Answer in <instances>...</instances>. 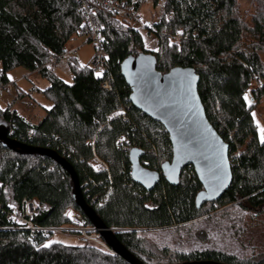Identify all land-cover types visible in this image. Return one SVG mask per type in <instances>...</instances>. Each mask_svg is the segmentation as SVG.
Returning a JSON list of instances; mask_svg holds the SVG:
<instances>
[{
	"label": "trees",
	"instance_id": "16d2710c",
	"mask_svg": "<svg viewBox=\"0 0 264 264\" xmlns=\"http://www.w3.org/2000/svg\"><path fill=\"white\" fill-rule=\"evenodd\" d=\"M111 1L137 12L148 1L162 3L159 22L148 28L157 51L147 49L126 16L92 7L107 72L97 75L71 56L67 84L51 67L66 57L71 38L87 31L77 2L0 0V87L14 84L8 75L23 68L47 79L43 94L51 103L37 124L0 107V126L13 140L65 159L86 202L143 264H264V240L254 243L252 229L264 227V143L253 117L264 101V0ZM142 54L155 56L163 75L191 68L200 77L207 119L229 146L233 181L219 201L197 209L203 187L191 167L178 186L162 178L151 192L132 180L133 149L144 153L142 165L152 172L173 157L164 126L129 101L121 64ZM73 193L70 174L53 159L5 149L0 141V264H128L91 242H52L53 234H34L7 219L8 207L30 199L39 202L33 220L39 230L70 226V209L92 228Z\"/></svg>",
	"mask_w": 264,
	"mask_h": 264
},
{
	"label": "water",
	"instance_id": "95a60500",
	"mask_svg": "<svg viewBox=\"0 0 264 264\" xmlns=\"http://www.w3.org/2000/svg\"><path fill=\"white\" fill-rule=\"evenodd\" d=\"M121 73L131 89L130 103L142 114L164 126L169 135L173 157L162 165L160 172L143 167L144 153L133 149L129 153L132 180L147 192L153 191L161 179L178 186L185 168L194 169L203 190L196 197L197 209L215 203L228 192L233 176L229 160V146L209 123L198 88L200 77L191 68H175L168 74L157 71V60L152 54L128 57L121 64ZM0 141L8 150L25 155L47 156L67 171L73 181L74 200L94 231L128 264H143L117 239L86 202L78 177L71 165L56 152L19 143L0 126ZM210 264V263H201Z\"/></svg>",
	"mask_w": 264,
	"mask_h": 264
},
{
	"label": "rangeland",
	"instance_id": "374dc122",
	"mask_svg": "<svg viewBox=\"0 0 264 264\" xmlns=\"http://www.w3.org/2000/svg\"><path fill=\"white\" fill-rule=\"evenodd\" d=\"M161 9L162 3H160L158 6H154L151 1H148L144 3L141 9L138 11L141 21L140 25L135 26V28L141 32L144 37L147 49L152 52L157 51V39L148 31V28L151 27L152 24L159 22ZM123 19L124 18L122 17L121 20ZM79 42H85L84 38L80 37ZM95 52L96 50L92 43H86L82 48H80L79 52L76 56H74V58L81 66H89L91 59L95 55ZM70 59L71 56L63 57L54 66L55 74L67 84H71L73 81L72 71L69 66ZM51 69L53 68L51 67ZM8 77L11 83H14L12 84L14 89L12 90V94H10V96L5 93L0 98V107L6 109L11 106L12 111H16L20 116L26 118L32 124H37L46 116L47 110L51 108V103L43 94V91L49 86L47 79L38 73H29L23 68H17L11 71ZM253 117L258 127L259 138L261 139L260 129L264 127V101L253 110ZM70 224L72 226H67L63 228L61 232L53 234L51 236L52 242L78 246L88 241L106 250L100 244V241L102 242V240L97 238V235L94 232L91 231L89 234H87L89 238L93 239L89 240L85 238L81 231L78 230V226H75L72 223ZM252 229L254 230V243L262 242L264 240V227L257 229L255 226H253ZM90 230H92V228H90ZM231 250L237 251L239 248L235 247Z\"/></svg>",
	"mask_w": 264,
	"mask_h": 264
},
{
	"label": "built area",
	"instance_id": "2783aa9c",
	"mask_svg": "<svg viewBox=\"0 0 264 264\" xmlns=\"http://www.w3.org/2000/svg\"><path fill=\"white\" fill-rule=\"evenodd\" d=\"M80 7V9L83 11L85 16V25L87 28V31L79 36L76 35L71 38L68 46V53L66 56H76L79 52L80 48H82L86 43H92V45L95 47V55L92 58L89 67L93 70V72L97 75H103L107 72V57L103 48V37L102 33L99 30V28L95 25L94 20L91 15V9L92 7H98L104 10H107L112 13H117L119 16H126L132 23L138 24V20H140L138 12L132 8L127 6H121L116 4L115 2L111 0H75ZM83 37L85 42L80 43L79 38ZM53 66H55V63H52ZM55 71V69L53 68ZM1 73H0V79H1ZM102 87L107 90H111V85L109 82L102 83ZM13 85H10L7 89H2L0 87V98L4 93L12 94ZM16 89V88H15ZM39 209V202L37 200H30L25 199L23 200L19 206H10L8 207L7 211V219L9 222H11L12 225L25 229L27 231H30L31 233L36 232H42L44 236H48L49 234H56L62 231V229H37L35 224L33 223L34 218L36 217L37 211ZM2 210V204L0 203V211ZM66 217L75 226L79 227V231H81L85 238L89 240H93L87 236L91 231L94 232L97 235V238H100V236L94 231L90 230V228H87L86 222L83 219V217L75 212L74 210L70 209ZM72 226V225H70ZM80 233V232H79ZM101 239V238H100ZM100 244L108 251L112 252L110 247L104 242L100 241Z\"/></svg>",
	"mask_w": 264,
	"mask_h": 264
},
{
	"label": "snow or ice",
	"instance_id": "6c2138e0",
	"mask_svg": "<svg viewBox=\"0 0 264 264\" xmlns=\"http://www.w3.org/2000/svg\"><path fill=\"white\" fill-rule=\"evenodd\" d=\"M247 99V97H245ZM255 115V114H254ZM260 132H261V142L264 143V127H262L260 129ZM45 246H48V245H45Z\"/></svg>",
	"mask_w": 264,
	"mask_h": 264
}]
</instances>
